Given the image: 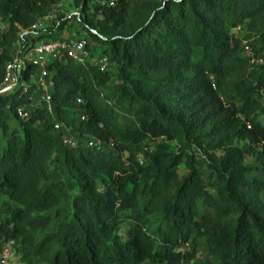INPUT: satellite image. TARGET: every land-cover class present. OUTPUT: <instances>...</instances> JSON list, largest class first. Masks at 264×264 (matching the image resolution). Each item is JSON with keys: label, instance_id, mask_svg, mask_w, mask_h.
Returning <instances> with one entry per match:
<instances>
[{"label": "trees", "instance_id": "1", "mask_svg": "<svg viewBox=\"0 0 264 264\" xmlns=\"http://www.w3.org/2000/svg\"><path fill=\"white\" fill-rule=\"evenodd\" d=\"M61 2L0 0V82L19 30ZM74 5V31L109 67L49 61L52 114L19 119L29 91L0 96V242L25 264H184L197 248L198 264H264V0ZM57 146L71 195L50 176Z\"/></svg>", "mask_w": 264, "mask_h": 264}, {"label": "built area", "instance_id": "2", "mask_svg": "<svg viewBox=\"0 0 264 264\" xmlns=\"http://www.w3.org/2000/svg\"><path fill=\"white\" fill-rule=\"evenodd\" d=\"M117 0H94L99 7H113ZM92 2L87 4V11L92 13ZM79 22V11L65 12L60 4L55 5L50 12L38 18L29 28L19 30L12 44L9 59L4 64L3 79L0 82V96L19 93H29L27 102L17 105L14 112L19 119H26L29 110L33 107H42L48 114H52L50 90L52 88V72L48 70L49 61L68 60L77 66H92L98 72H105L109 63L104 56L92 55L89 40L85 33L69 32L60 34V38L50 39L49 34H54L56 28L64 21ZM86 27V26H85ZM89 32L94 31L87 29ZM5 31V25L0 22V33ZM28 77L23 78L24 71ZM80 100L76 99V104ZM84 115L79 116L83 121ZM61 124L54 122L53 130H59ZM86 146L96 149L110 148L111 143H104L90 137L82 140ZM76 140L71 135H64L60 144L64 148L75 147ZM0 264H25L20 255L15 251L14 242L6 240L0 242Z\"/></svg>", "mask_w": 264, "mask_h": 264}, {"label": "rangeland", "instance_id": "3", "mask_svg": "<svg viewBox=\"0 0 264 264\" xmlns=\"http://www.w3.org/2000/svg\"><path fill=\"white\" fill-rule=\"evenodd\" d=\"M60 7L65 12H71L76 6L74 5V0H62V2L60 3ZM74 30H76V31L79 30V26H77L76 24H74V22L71 21L69 28L68 27L63 28V30L60 32V34L65 35L66 33H69L70 31L74 32ZM233 33L238 38H241V36L244 34L242 28L233 30ZM96 47L102 48V46L101 47L96 46ZM246 54H248L247 51L243 53V55H246ZM259 101L264 106V90L262 91V94L259 97ZM259 120L262 124H264V116L260 117ZM118 121L120 123H123V124L131 126V127L135 125V120L125 119L121 115L119 116ZM9 127L14 128L15 123L13 121H9ZM61 155H62L61 147L57 146L56 152L54 153L50 162L48 163L49 172H50V176H51L52 180H54V181L60 180L66 184V186L69 188V195H71L73 193V189H71V188L73 187L74 183H73L72 178L67 174V172L65 171V169L63 167V164L61 162ZM245 160L249 161L248 159H245ZM178 171L180 173H183V167L179 166ZM92 176L97 182L99 177H97L95 175H92ZM5 203H6V194H2V196L0 198V216L5 214V207L3 205ZM204 211L207 212V210H204ZM130 225H131L130 223H122L117 229V234L119 236H124L127 227ZM180 250L181 251H187L186 246L182 247ZM203 258H204V253H203L202 249L197 248L195 250L193 260L190 262H186L184 264H198L199 262H201L203 260ZM143 264H149V263L144 262Z\"/></svg>", "mask_w": 264, "mask_h": 264}]
</instances>
